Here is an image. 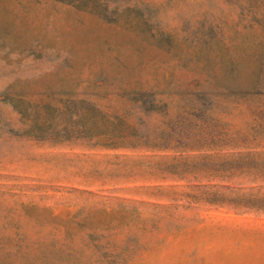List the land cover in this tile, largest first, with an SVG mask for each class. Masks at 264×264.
Instances as JSON below:
<instances>
[{
	"label": "rangeland",
	"instance_id": "rangeland-1",
	"mask_svg": "<svg viewBox=\"0 0 264 264\" xmlns=\"http://www.w3.org/2000/svg\"><path fill=\"white\" fill-rule=\"evenodd\" d=\"M0 264H264V0H0Z\"/></svg>",
	"mask_w": 264,
	"mask_h": 264
}]
</instances>
